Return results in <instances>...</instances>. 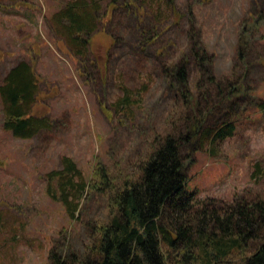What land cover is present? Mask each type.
<instances>
[{"label":"rangeland","instance_id":"374dc122","mask_svg":"<svg viewBox=\"0 0 264 264\" xmlns=\"http://www.w3.org/2000/svg\"><path fill=\"white\" fill-rule=\"evenodd\" d=\"M74 2L95 7L99 18L115 6L111 19L94 21L99 31L83 56L61 18V8ZM261 11L264 0H0V84L19 61H29L41 93L35 113L50 121L32 138L14 136L2 126L0 98V264H84L93 256L96 227L113 216L104 186L135 179L160 138L179 135L195 118L189 107L196 104L195 90L184 96L163 72L190 53L192 26L214 56L213 73L223 87L244 84L247 92L237 90L234 99L221 102L219 89L210 85L209 98H202V110L216 105L204 125L212 132L182 147L187 189L199 200L194 209L223 211L264 200ZM110 33L115 40L104 35ZM241 35L251 43L246 60L238 57ZM196 70L191 66L188 90ZM226 121L235 122L234 134L213 141ZM64 157L89 183L74 219L47 193L48 174L64 167ZM257 233L246 247L264 240V224ZM246 253L234 249L224 264ZM181 258L169 251V264H186Z\"/></svg>","mask_w":264,"mask_h":264},{"label":"trees","instance_id":"16d2710c","mask_svg":"<svg viewBox=\"0 0 264 264\" xmlns=\"http://www.w3.org/2000/svg\"><path fill=\"white\" fill-rule=\"evenodd\" d=\"M89 6L74 2L61 8V18L68 20L66 29L79 44L81 56L84 48L91 50L92 36L98 30L94 21H108L115 7L109 4L102 18H99L97 9ZM175 14L178 19L182 16L178 11ZM259 18L264 19V11H261ZM104 35L114 39L111 33ZM190 35L193 40L190 53H184L180 60L165 65L163 72L170 79L171 87L180 89L184 96L190 95L188 91L195 90L196 93L191 94L193 99L196 97V104L189 106L186 102V106L196 112L195 118L191 123L184 124L179 135L168 133L160 138L151 148L135 179H127L119 187H114L108 183L104 172L102 184L108 183L104 187L109 189L113 216L96 227L98 236L92 248L94 254L84 264H169L170 250L181 253V261L186 264H224L234 249H245L248 253L232 264H264V240L254 249L252 246L246 247L249 239L256 237L264 224V200L243 201V205H232L223 211L218 208L209 210L207 206L195 210L194 205L199 200L195 199V192L187 189L182 147L187 143L202 141L212 132L210 127L204 128V125L216 105L213 103L208 110H202V98L208 99L210 96L209 86L214 85L219 89L221 102L234 99L237 90L247 94L244 84L233 86L231 90L223 87L213 73L214 56L198 40L194 26L190 29ZM249 45L251 43L240 37L238 57L246 60ZM191 66H195L198 76L192 90H188ZM40 94L33 65L26 60L19 61L0 84L3 128L14 136L32 138L48 127V116L35 113ZM129 97H124L122 102H129ZM258 107L264 114V95H261ZM234 123L224 122L215 130L212 140H223L233 135L236 130ZM62 163V169L49 172L47 193L60 201L68 217L74 219L80 211V203L89 183L78 175L80 172L71 158L64 157ZM102 184L90 185L101 189ZM54 255L53 248L49 256ZM58 264L68 263L60 260Z\"/></svg>","mask_w":264,"mask_h":264}]
</instances>
